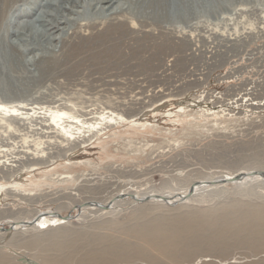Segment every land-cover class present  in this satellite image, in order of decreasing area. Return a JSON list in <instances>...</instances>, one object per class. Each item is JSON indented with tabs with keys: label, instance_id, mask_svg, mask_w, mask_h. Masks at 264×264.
Listing matches in <instances>:
<instances>
[{
	"label": "rangeland",
	"instance_id": "1",
	"mask_svg": "<svg viewBox=\"0 0 264 264\" xmlns=\"http://www.w3.org/2000/svg\"><path fill=\"white\" fill-rule=\"evenodd\" d=\"M224 1L175 30L164 25L175 42L149 66L140 64L143 43L152 51L161 41L136 33L112 41V54L82 48L65 62L77 41L69 31L41 45L57 65L42 75L35 65L17 67V85L0 84V117L3 107L17 110L10 130L0 127L1 231L32 212L73 216L0 235V264L30 256L39 264H264L258 180L207 184L172 205L126 198L107 213L76 208L118 191L176 193L194 181L264 169V0ZM102 19L94 24L103 27ZM28 152L42 160L30 163Z\"/></svg>",
	"mask_w": 264,
	"mask_h": 264
},
{
	"label": "bare ground",
	"instance_id": "2",
	"mask_svg": "<svg viewBox=\"0 0 264 264\" xmlns=\"http://www.w3.org/2000/svg\"><path fill=\"white\" fill-rule=\"evenodd\" d=\"M221 2L225 3L224 0H0V84H1L2 88L3 89L5 88L7 91H9V89L12 88L14 85H17V83L19 81V79L17 78V76H18L17 75L18 71L16 70L17 67H21V68L26 69V67L28 65H35L37 70L40 72L39 74L42 75L44 70H45L44 66L55 65V64L57 65V63L59 62V59H54L52 57L51 53L49 51H47V49H45V47L41 48V45H42V43L43 44L44 43H50L51 44L52 41L58 40L60 38L62 39L63 35L67 36L66 34L69 31H70V35H68V37L69 36L70 37L76 36L77 41L69 44L68 50L66 51L65 55L61 59V60H64L65 62L68 60L74 59L76 57V52L82 48L89 49L95 53L112 54V53H114L115 50H114V47L111 44V42L114 41L115 39H122V37L124 35L130 34V33H136V34L140 35L142 40H144V38H147V40L152 39V38L153 39H160L161 42H158L156 44L157 45V48H155L156 51L154 50V47L156 45L154 47H152V51H151L145 45L146 43H143L144 47L142 46V49H143L142 53L145 52L148 55L146 57H141L139 60L141 61L140 64L143 67H145L146 65L151 63L150 62L151 59H153L155 56H157L156 55L157 51H159L160 53L166 52L167 50H169L172 47L171 44L175 42V41L173 42V40L171 38H169L168 36H166L162 32L161 29L164 28V25L173 26L174 30H175V28H176L175 25L178 24V21L186 20L189 23V22H192V20H194L193 18L196 16H199V15L207 16L212 11H214L213 8L220 6L222 4ZM24 3H25L26 8L21 9L20 7ZM222 5H224V4H222ZM222 8H224V6ZM211 9H213V10L208 11ZM100 17L108 20L107 24L103 25V27H100L99 23H98L99 25L94 24L95 23L94 20H96ZM105 19H102V20H105ZM196 23H197V20H196ZM187 25H189V24H187ZM83 27L88 30L87 33L82 32ZM165 28H166V26H165ZM178 30H179V28H178ZM178 30H176V31H178ZM162 36L164 39H162ZM179 40H180V38H179ZM185 43L187 44V46H189V45L192 46L193 41L191 42L189 37H185ZM174 48H176V47H174ZM181 48H183V47H181ZM37 49H40V52L42 50V53L39 56H38V54H33V52L35 50L37 51ZM55 52H57V51H55ZM31 53L33 54L32 56H29V57L26 56V55L31 54ZM136 54H137L136 50H131V52L129 53V57L133 58V56L135 57ZM53 56H55V55H53ZM161 58H162V56H161ZM106 60H108V59H106ZM158 61H160V59ZM158 61L156 63H158ZM117 62L118 61H114L112 63L111 61H109L110 65H113V66L117 65ZM162 62H163V60H162ZM166 62H167V59H166ZM171 62H173V61H171ZM119 63L120 62H118V64ZM161 65H163V64H161ZM137 66H139V65H137ZM156 67H157V65H156ZM117 68H120V67H117ZM159 68L161 69L160 66H159ZM175 69H177V68H175ZM161 71L162 72L166 71L165 66L163 69H161ZM178 71H180V73H181V70H178ZM171 72H172V70H171ZM22 77H23V75H22ZM46 79H47V77H46ZM139 88H141V87H139ZM20 96H22V95H20ZM2 111H3V116L0 117V127L5 125L6 126L5 129H8L9 127H11V122H12L11 120H13V122H14V120H17V118L11 119L9 116H13V114H15V113H13V111H17V110L11 111V110L7 109L6 107H3ZM21 119H23V118L21 117ZM15 123H16V121H15ZM8 130H10V129H8ZM4 131H7V130H4ZM0 136H2V135H0ZM47 137H49V136H47ZM46 140H47V142H53V141L48 140V139H46ZM58 147H59V145H58ZM55 149H57V148H55ZM43 151L44 150H42L41 153ZM27 154H30L29 156L26 157L27 161L29 160L30 163H35V162L37 163V162H39V160H42L41 158L40 159H37V158L42 157L43 154L37 155V154H34L32 152H28ZM50 154H53V152L52 153L49 152L48 155H50ZM50 156H52V155H50ZM21 158L22 157L15 158L13 161L18 162ZM8 166H10L12 170H13V168L17 167V165H15V164L14 165L8 164ZM249 171H252V169L251 170L246 169V171L241 170L240 172L249 173ZM262 171H264V169ZM234 174H236V173H234ZM234 174L229 173L227 175H223V176L220 175L218 178H215V177L214 178L227 180V179H232L231 177ZM254 180H258L264 185V176H259V175L246 176V177L243 176L240 181L229 182L228 184L238 185L241 183H245L247 181H254ZM196 181H198V180H196ZM213 181H214V179H213ZM213 181L210 180L208 182V183H210L209 184L210 186L214 185ZM204 183L205 182H202V181H198V182L194 181V183L190 184V185L194 186V194L189 199L192 200V198L197 194V192H199L198 190L204 188ZM215 183H217V182H215ZM190 185H188L187 189L182 190L180 192H176V193H174V192L173 193H160V192L155 193L154 192V193L138 194V193H132L131 191H127V192L126 191H121V192L118 191L119 194L115 193V194H117L115 196H113L114 195L113 194L110 199L105 201V203L104 202H98L96 200H92L91 203L99 204L101 206H104L108 202H110L111 206L107 210L101 209V208L94 206V205L92 206L90 204L79 207V209H81V211H83L84 209L85 210L88 209L89 211L94 209L96 211L107 213L114 208V205L121 203L126 198H132L131 199L132 202H134V201L139 202V200H141L145 197H150V201L161 202V203H165L167 205V204L172 203V202L176 203L175 201H179L180 199H183V197H186ZM205 185H207V184H205ZM210 186H208V187H210ZM129 190H132V189H129ZM119 196H121V197L124 196V197L115 199L116 197H119ZM157 197L164 198L167 202L162 200V199H159ZM79 205H82V204H79ZM32 213L33 214L30 217L31 219L29 218V219H22V220H20V219L19 220H12L10 222L8 228H3V230H5V231H1L2 227L0 225V235H2V234L5 235L6 232L11 231V230H17V231L22 230L23 231L26 228H29L28 226H30L31 228L36 227L38 229H42L45 227L40 226V224H43L44 221H53L55 223L58 222L59 224H62V223L69 221V220L62 219V217L64 215H61V217H58V215H60L58 212H55L56 214L52 215L53 211H51V210L44 211V212H35V213L32 212ZM78 213H80V212H78ZM33 219H35L36 223H34L33 225H29V223ZM31 228H29V229H31ZM252 228H250V229H252ZM246 230H249V229H246ZM233 231H234V229H233ZM242 231L244 232V230H242ZM241 236H243V235H241ZM244 236H245V234H244ZM157 237H159V236H157ZM242 238H244V237H242ZM166 240H167V238H166ZM168 242H169V240H168ZM165 245L168 246V244H165ZM162 247L163 246H160V248H162ZM169 255H171V254H169ZM2 258L3 257L0 256V259H2ZM34 259H36V258L30 256V257H25L23 259L24 261H19V262H20V264H39ZM40 264H42V263H40Z\"/></svg>",
	"mask_w": 264,
	"mask_h": 264
},
{
	"label": "water",
	"instance_id": "3",
	"mask_svg": "<svg viewBox=\"0 0 264 264\" xmlns=\"http://www.w3.org/2000/svg\"><path fill=\"white\" fill-rule=\"evenodd\" d=\"M255 175H259V176H264V171H262V170H252V171H249V173H242V172H238V173H236V174H234L231 178L232 179H217V180H214L213 181V184L215 185V184H224V183H229V182H237V181H240L241 180V178L244 176V177H246V176H255ZM215 182H217V183H215ZM205 184H210V183H208V182H205L204 183V185ZM194 194V186L193 185H190V187H189V189H188V192H187V195H186V197H183V199H180V201L181 200H184V199H188V198H190L192 195ZM122 197H124V196H122ZM121 196H119V197H116L115 199H118V198H122ZM157 198H159V199H162V200H164V201H166L164 198H161V197H157ZM143 201H150V197H145V198H143V199H141V200H139V202H143ZM92 201H90V202H86V203H83L82 205H79V206H77L76 208H78L79 209V207H82V206H85V205H94V206H97V207H99V208H101V209H105V210H107V209H109L110 208V206H111V203L110 202H108L106 205H104V206H101V205H99V204H93V203H91ZM167 202V201H166ZM176 202V201H175ZM174 203V202H173ZM173 203H169L168 205H172ZM71 213H68L67 215H65V216H63L62 217V219H64V220H71L73 217L70 215ZM52 215H54V214H52ZM58 217H61V215H58ZM36 218V217H35ZM34 223H36L35 222V219H33L30 223H29V225H33Z\"/></svg>",
	"mask_w": 264,
	"mask_h": 264
}]
</instances>
